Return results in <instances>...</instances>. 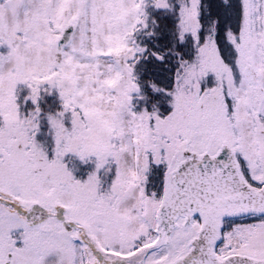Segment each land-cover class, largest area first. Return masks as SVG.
Instances as JSON below:
<instances>
[{"label": "snow or ice", "instance_id": "6c2138e0", "mask_svg": "<svg viewBox=\"0 0 264 264\" xmlns=\"http://www.w3.org/2000/svg\"><path fill=\"white\" fill-rule=\"evenodd\" d=\"M0 264H264V0H0Z\"/></svg>", "mask_w": 264, "mask_h": 264}]
</instances>
